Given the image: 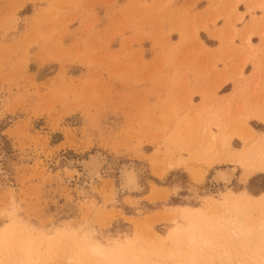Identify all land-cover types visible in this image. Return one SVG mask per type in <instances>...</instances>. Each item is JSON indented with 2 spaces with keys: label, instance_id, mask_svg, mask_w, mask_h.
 Masks as SVG:
<instances>
[{
  "label": "rangeland",
  "instance_id": "rangeland-1",
  "mask_svg": "<svg viewBox=\"0 0 264 264\" xmlns=\"http://www.w3.org/2000/svg\"><path fill=\"white\" fill-rule=\"evenodd\" d=\"M250 10L264 20V6ZM181 17L176 0H0V237L13 220L32 231L29 239L38 247L28 245L31 264H66L71 249L56 236L64 220L79 240L92 233L110 248L119 238L133 242L132 252L146 251L154 264H167L161 246L168 254L172 230L190 228L181 207L208 210L223 204L229 191L239 203L263 197L264 172H251L245 181L244 168L230 160L254 149L264 161V51L254 61L262 72L237 74L240 89L230 95L216 85L198 88L204 76L197 59L187 56L201 47L194 43L197 33L183 35ZM199 92L210 103L202 114ZM203 127L218 140L196 142ZM250 127L259 134L254 139ZM92 156L104 165L85 180ZM169 162L175 168L158 178ZM129 165L141 171L146 187L131 200L119 192L120 172ZM219 168L234 169L229 185L213 182ZM154 185L171 191L167 200L145 197ZM260 204L244 218L253 231H243L249 240L222 232L219 248L197 264L227 255L235 264H264ZM219 217L210 219L219 230L225 221L240 220L235 211ZM10 243L0 249V264L13 262L5 250ZM12 254L27 258L18 248ZM181 260L192 261L186 247L184 258L173 259Z\"/></svg>",
  "mask_w": 264,
  "mask_h": 264
},
{
  "label": "bare ground",
  "instance_id": "bare-ground-1",
  "mask_svg": "<svg viewBox=\"0 0 264 264\" xmlns=\"http://www.w3.org/2000/svg\"><path fill=\"white\" fill-rule=\"evenodd\" d=\"M253 5H258L260 7L264 6V1L261 3L259 0H253ZM257 3V4H256ZM261 3V4H260ZM257 21V20H256ZM201 94V98L203 102L199 105L197 111L204 112L207 110V107L210 105L208 100H205L206 97L203 93ZM212 99V97H211ZM210 100V99H209ZM211 102V101H210ZM209 103V104H208ZM207 104V105H206ZM201 120V119H200ZM198 124V123H197ZM200 124V123H199ZM198 127V126H197ZM201 127V126H199ZM209 128V127H208ZM206 127L199 130L195 133L197 137L196 142L202 143V139L204 136L206 138L210 137L212 140L217 141L218 135L213 130H210ZM248 132L250 135V139H254L257 135H259L254 129L251 127L248 128ZM189 134V133H188ZM222 147L230 149V141L226 138L220 139ZM195 142V143H196ZM194 144V143H193ZM196 147V146H195ZM246 151V153H245ZM244 153L240 154L238 157L236 156V160L231 159L230 162H235L237 165H241L245 172L243 176V180H248L250 178L251 172L262 171L264 172V161H259L256 159L255 150H245ZM180 161L176 162L179 163ZM169 162V166H166L168 171H164L163 173H157L156 175L160 179H164L167 174L175 168V163ZM104 165V159L99 158L97 156H92L85 163V171L84 176L85 180L92 179L100 173L102 166ZM162 172V171H160ZM235 177V171L232 168H219L216 169L213 173V182L217 185L227 186L229 185ZM249 177V178H248ZM119 192L122 195H125L131 199H135L138 195H142L146 187L142 183L141 179V171L136 168L134 165L125 166L120 172L119 179ZM112 187V185H110ZM171 191L168 188L162 189V187L154 185L152 187L151 192L147 196V199L151 202H156L158 200L164 201L167 200L170 196ZM147 195V194H146ZM233 192H228L224 197L225 201L223 204H212L211 207H208V210L205 209H195L194 208H186L181 207V215L188 220L190 224V228H182L175 227L172 232L169 234L173 239L174 248L168 253L165 254L166 251L161 246L160 252L163 253L167 257V262L170 264H197V258H204L211 256L215 249H218L219 240L222 232H227L231 234V236L235 239H248V233L243 231H251L252 229H248L246 227V219H251V210L252 207H263L260 202H264V192L261 194L263 197H254L245 196L243 198L244 202H235L233 200ZM260 201V202H259ZM146 207L136 209L137 213L142 215L145 213ZM220 211L223 213V217L227 213L231 211L236 212V216L240 220L225 221L223 224V229L219 230L215 224L212 222H219L223 220L219 217ZM173 213V212H172ZM178 213V212H177ZM170 214V213H169ZM168 214V216H169ZM164 215V214H163ZM166 215V214H165ZM174 215V214H173ZM172 216V215H171ZM228 217V216H227ZM213 218V220H212ZM236 218V219H237ZM212 221H211V220ZM163 220H169L168 218H157L156 222H161ZM177 218H173V222L176 221ZM263 226L257 230L258 235L261 237L264 235V219L262 221ZM68 221H60L57 224L56 236L59 239L63 240V243L67 248H70V254L66 256L67 262L66 264H154L153 258H151L148 253L144 250L132 252V243H127L122 241L121 239H114L115 243L112 247L108 248L107 246H102L99 242H95V239L90 235H84L83 237L78 239V237L73 233V231L69 230ZM21 230H19V228ZM254 227V224H253ZM32 231H28V229L24 226H20V223L17 220H13L11 226H8L4 229L3 234L5 236L0 237V249H4V246L7 242L11 241L10 246L7 245L5 250L10 253L9 257L13 262L18 264H31V255L28 245H32V247L37 248L38 243L35 240L29 239V235ZM34 234V233H33ZM47 240H50L49 237L45 236ZM128 241V240H127ZM129 242V241H128ZM184 247L187 248V252L189 257L191 258V262H187L185 260L178 261L174 263L173 259H182L184 258ZM19 249L27 256L25 259L16 260V254H12L14 249ZM180 256L182 258H180ZM220 261L216 264H235L230 261V256L227 255V259L223 256H219ZM16 261H14V259ZM13 262H2L1 264H10ZM242 262V261H241ZM167 263V264H168ZM243 264V263H239Z\"/></svg>",
  "mask_w": 264,
  "mask_h": 264
},
{
  "label": "crops",
  "instance_id": "crops-1",
  "mask_svg": "<svg viewBox=\"0 0 264 264\" xmlns=\"http://www.w3.org/2000/svg\"><path fill=\"white\" fill-rule=\"evenodd\" d=\"M176 1L181 3L182 9L181 21H176L177 24L180 22L186 27L181 30L184 36L185 33L189 37L191 33H197L194 43L201 47L187 56L197 59L198 72L204 76L198 79L196 87L212 88L216 85L220 91L229 89L230 92L224 94L228 96L240 89L239 81L235 80L237 74L251 78L262 72L254 61L260 59V51H264V20L261 21L258 10H250L254 3L250 0ZM255 83L256 80L250 83L252 88ZM2 124L0 121V126ZM5 126L3 134L10 129Z\"/></svg>",
  "mask_w": 264,
  "mask_h": 264
}]
</instances>
